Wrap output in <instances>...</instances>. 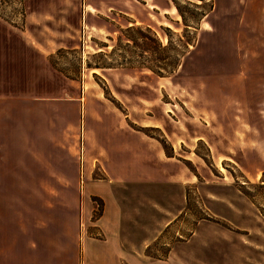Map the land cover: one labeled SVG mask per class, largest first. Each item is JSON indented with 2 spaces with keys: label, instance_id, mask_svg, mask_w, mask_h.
<instances>
[{
  "label": "rangeland",
  "instance_id": "374dc122",
  "mask_svg": "<svg viewBox=\"0 0 264 264\" xmlns=\"http://www.w3.org/2000/svg\"><path fill=\"white\" fill-rule=\"evenodd\" d=\"M85 1L0 0V264H110L84 255L105 183L75 168L103 111L184 181L127 184L116 223L147 257L121 264H264V0ZM106 119L112 143L139 144Z\"/></svg>",
  "mask_w": 264,
  "mask_h": 264
},
{
  "label": "crops",
  "instance_id": "0c3cea01",
  "mask_svg": "<svg viewBox=\"0 0 264 264\" xmlns=\"http://www.w3.org/2000/svg\"><path fill=\"white\" fill-rule=\"evenodd\" d=\"M129 3V0H86L83 3L84 7L89 8H102V7H124ZM146 3V2H145ZM106 115H110L115 120L116 128L110 130L111 133L122 130L130 133V138L138 141V145L132 142L128 143L126 140L123 142L116 141L112 143L109 139L110 135L104 129L108 126ZM89 118V127L84 128L85 122L82 127V145L80 154L82 153V164L81 160L79 165H76V171L78 170L79 177L84 175L88 181H96L105 183L104 195L102 196V202L104 208L100 215L103 217H109L106 219L104 224L100 227H93L91 230L87 227V253L84 254L90 261L92 257H98L104 262L110 264H121V259L125 258L130 254L133 258H146L147 255L143 256V246L146 245L141 240V237L129 236V240L126 237L121 236L122 226L120 223H116L122 216L123 207L122 201L125 199L127 191L130 187L133 189V193L140 191V185L142 183L148 184L146 190H150L151 195L155 193L152 184H155V189L158 188V177L160 175L168 174V180L172 184H181L182 180L179 179L182 169L170 172V170H161L163 163L170 158H173V154H166L163 149L159 146L156 139L152 138L143 132L138 130L130 129L125 126V120L118 117L116 113H108L103 111L99 116ZM97 124V129L94 126ZM111 129V127H109ZM108 136V138H107ZM87 140L89 145H86L84 140ZM93 147V148H91ZM171 147L175 149V144L171 143ZM73 164V163H72ZM98 166L99 174L97 177L92 175V168L94 165ZM61 166V165H60ZM142 167L144 169H142ZM2 168V167H0ZM3 169H5L3 167ZM2 169V170H3ZM130 184V187H127ZM143 191V190H142ZM92 189L87 191V206L91 204V196H94ZM130 192V191H129ZM156 195V194H155ZM89 213L85 214L84 217L90 222L91 207L88 208ZM111 217V220H110ZM110 221V224H107ZM97 234L104 235L103 245L108 248H103V245L98 247L103 248L104 251H100L95 241L101 242L99 238L95 236ZM83 255V251L80 249V255ZM102 254V255H100ZM98 260V259H97Z\"/></svg>",
  "mask_w": 264,
  "mask_h": 264
},
{
  "label": "trees",
  "instance_id": "16d2710c",
  "mask_svg": "<svg viewBox=\"0 0 264 264\" xmlns=\"http://www.w3.org/2000/svg\"><path fill=\"white\" fill-rule=\"evenodd\" d=\"M211 6H212V4L210 3L209 9H210ZM174 7L179 12V8H178V6L175 3H174ZM157 47H158V49H162L164 47V45H161V43L159 41H157ZM157 60L159 62H161L162 57L161 56H158V59ZM161 68H163V67H161V65H158L156 69H152V68L149 67V69H151L156 74H160L161 73V71H160Z\"/></svg>",
  "mask_w": 264,
  "mask_h": 264
}]
</instances>
